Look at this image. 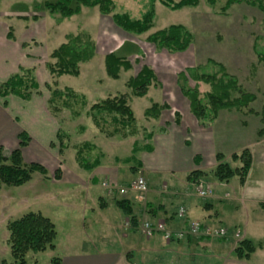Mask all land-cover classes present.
Instances as JSON below:
<instances>
[{
	"label": "rangeland",
	"instance_id": "374dc122",
	"mask_svg": "<svg viewBox=\"0 0 264 264\" xmlns=\"http://www.w3.org/2000/svg\"><path fill=\"white\" fill-rule=\"evenodd\" d=\"M43 1L45 0H0V62L2 65L5 64L0 72V82L14 73H20V75L33 77L38 84L37 91L27 100L13 95L0 97V108L9 114L10 126L17 128L18 135L22 131L25 132L26 145H32V137L40 129L43 134H48L49 139L42 140L48 144L50 150L52 149V155H46V160L41 163L46 168L45 174L35 171L31 179L20 186L3 185L0 188V261L11 260L7 223L30 211L40 212L49 217L55 225L56 236L53 249L27 252L25 258L29 263L50 264V259L64 252L68 236L76 239L78 237L85 239L87 234L90 237L93 236L95 230H84L79 223L81 214L78 216V211L70 209L76 204L75 201L86 193L83 190L87 188L84 184L88 181L86 176L89 173L78 165L75 159L76 148L83 143L91 144L95 148L91 149L89 154L98 153L101 160V152L92 143V134L98 132L105 138L108 137L102 134L94 124L93 116L96 113L89 111L93 103L107 97L125 95L134 116V121L129 127L135 130V134L125 136L119 134L125 132L123 129V132L118 131V134L114 136L119 139L131 137L133 149L136 142L146 143L148 141L144 138L146 134H154L161 130L162 125L174 116L173 113L181 109L180 104L174 103V92L178 90L177 74L185 68L204 65L208 59L223 65L228 74L236 77L244 91L256 97L250 105L252 112H247L246 109L242 112L221 110L215 120L210 123L216 131H221L223 134L227 131V136L222 139L224 142L221 143L222 140H219V144H215L217 148L223 150L217 153L223 154L222 160L234 167L238 162L232 161L231 154L248 147L255 155V163L258 166L264 164V133L259 137L257 135V130L262 127L258 114L264 105V68L254 53V45L264 46L262 37L264 15L256 6L239 3L222 11L224 0H219L214 5H209L206 0H199L198 5L194 7H183L173 11L156 2L155 18L151 29L136 35L118 28L110 15H102L96 7L82 8L78 14L58 21L57 15L49 13L43 4L40 5ZM113 1L116 4V11H127L133 17L139 16L147 2V0ZM171 24H181L193 34L192 44L186 51L169 53L158 50L147 42L148 34ZM79 32H86L93 39L96 44L95 56L79 65L77 76H51L47 68L48 64L54 61L50 55L51 51L65 41L67 34ZM9 33L13 38L8 37ZM110 52L125 57L131 64L130 69L120 70L116 79L108 76L105 70L104 56ZM143 65L153 69L157 81L149 86L144 96L138 97L133 95L130 88L126 86V82ZM189 84L194 85L192 81ZM199 88L205 92L209 86L200 82ZM55 91L63 94L61 97L63 100L55 98L54 103L58 102L60 106L58 111H54L52 104L49 103ZM68 92H72L74 96L66 97L65 94ZM232 96H237V92H232ZM60 101H64L65 106H61ZM82 101L85 102L84 105ZM151 102L158 105L164 103L167 107L159 110L157 117L147 116L145 111L150 108ZM171 102L173 104L169 106L168 103ZM95 116L100 118L97 114ZM105 120L111 122L112 118L107 117ZM56 131H60L67 137L68 146L61 154L58 153L59 141L55 138ZM5 143L2 146L3 152L8 155L16 146L13 148L10 142ZM33 160L35 156L27 147L24 151V161L29 163ZM61 164L65 171L60 169ZM131 164L132 162L128 164L118 162L117 165L127 178L134 179L137 177L134 176L136 172L129 173L128 170ZM71 168L76 173L85 175V179L79 178L78 181L74 179L76 182H70L73 172ZM131 169L136 168L132 166ZM212 170L213 168L203 171L204 175L191 188L192 197L198 200L196 202L198 206H201L210 195L209 183L216 180ZM129 182L122 186L125 187ZM233 183L237 184L235 176L230 180V184ZM87 186H89L88 192L93 197L88 207L92 208L94 199L98 195L95 186L89 182ZM201 190L207 191L208 195L202 197L199 193ZM112 191L118 192L117 189ZM118 194L120 197L125 196ZM242 207L235 215L231 209H226L223 216L224 222L217 221L215 225L217 229L225 228L226 236L233 234L236 239L235 244L243 238L240 237L237 228L229 229L225 226L232 221L233 216L237 219L239 215L249 212L248 209L254 208L255 215L261 214L264 218V211L260 210L257 203L249 201L242 203ZM248 228L251 232L249 238L253 242L256 243L264 238V223L252 222L249 223ZM86 229L89 228L86 227ZM230 230H232L231 233ZM201 234L203 233L189 235L195 238V244L200 246H194L193 255L200 256V252L207 249L205 245L199 244L201 238L204 240L212 237L220 239L221 243L225 242L222 239L226 238L214 234L204 233L203 236ZM192 247L193 245H186L182 253L192 254ZM257 250L252 254L248 264H264V254ZM227 251V255L222 253L223 257H235L230 245ZM191 257L194 256H190L189 260H193ZM200 261V264H205L202 260ZM213 261L216 262V259L214 258Z\"/></svg>",
	"mask_w": 264,
	"mask_h": 264
},
{
	"label": "crops",
	"instance_id": "0c3cea01",
	"mask_svg": "<svg viewBox=\"0 0 264 264\" xmlns=\"http://www.w3.org/2000/svg\"><path fill=\"white\" fill-rule=\"evenodd\" d=\"M4 67L5 64L2 65L0 62V72ZM5 73L10 74L8 71ZM175 102L176 105H181V109L175 112L178 121L173 113L174 116L162 125V129L153 134L152 150L137 153L139 163L136 166L131 164L136 169H131L132 166H129V173L136 172L134 176L141 175L146 180L147 192L142 200L134 192H128L120 197L119 192L112 191L133 179L127 178L117 165L118 162H122V159L131 155L133 139L131 137L119 139L116 136L105 138L98 132L92 134V143L102 156L96 167L90 170L83 169L89 171L86 176L88 181L84 185L88 188L89 182L95 186L98 197L94 199L92 208H89L88 205L93 197L85 188L83 191L86 193L84 192L85 194L76 200V204L70 209L78 211V216L81 214L79 223L84 230L96 232L93 231L91 237L87 234L85 239L68 236L64 252L58 256L61 264H200V260L205 264H248L252 255L248 260L223 257V252L225 255L228 254L229 245L231 250L236 245L233 234L222 239L225 241L223 243L220 239L207 236L204 240L201 238L203 241L199 239V244L205 245L207 249L205 251L201 249L202 253L200 252V256H197V254L193 255L194 246L198 245L195 244V238L187 236L185 240L181 239L182 241H165L158 233L145 237L140 232V225L145 220L162 221L172 230L186 227L190 221H198L203 229L212 230L216 228L217 221L224 222L223 216L226 209H231L235 215L243 208L242 203L251 201L257 203L260 208L259 203L264 202V164L258 166L255 163V155L252 153L253 164L243 186L239 185L238 180L237 184L215 180L209 183L210 195L206 201L201 206L196 204L198 200L194 199L191 193V188L195 184L190 182L187 176L195 169L206 171V169L214 168L215 155L222 150L215 144H219V140L227 136V131L223 134L221 131L214 130L212 124L200 125L190 113L188 101L179 89L174 92ZM172 104V102L168 103L169 106ZM10 122L9 114L0 108V146L7 141L14 148L18 144V130L10 126ZM42 139H49L48 134H43L39 129V132L32 137V145L28 144L21 149L23 160L27 147L35 156L33 161L38 163H43L46 155H52V149L50 150L48 144ZM48 161L51 163L50 159ZM60 169L65 171L63 164ZM71 170L73 179L70 177V182H76L74 179L77 181L85 179V175L76 173L72 168ZM81 182L84 181L81 180ZM121 198L130 202L138 220L136 227L129 223L128 217L124 216L114 203L116 199ZM180 208L184 209L182 216L178 213ZM247 211L239 215L237 219L233 216L232 221L225 226L229 229L237 228L240 237L250 239L249 223L261 224L264 223V218L261 214L255 215L254 208ZM186 245H193L192 254L182 253ZM257 251L264 254V249ZM190 256L195 258L191 257L193 260H189ZM214 258L216 262L213 261Z\"/></svg>",
	"mask_w": 264,
	"mask_h": 264
},
{
	"label": "trees",
	"instance_id": "16d2710c",
	"mask_svg": "<svg viewBox=\"0 0 264 264\" xmlns=\"http://www.w3.org/2000/svg\"><path fill=\"white\" fill-rule=\"evenodd\" d=\"M217 1L219 0H206L209 5H214ZM156 2L174 11L183 7H194L198 5L199 0H147L138 17L131 16L127 11H116V4L113 0H45L40 5L43 4L49 13L57 15L58 21L78 14L82 8L96 7L102 15H110L113 23L124 32L139 35L151 29L155 18ZM239 3L256 6L264 15V0H224L222 11H226L231 5ZM9 35L10 33L8 37L13 38ZM262 37L264 38V31ZM146 40L158 50L181 53L186 51L192 44L193 34L181 24H171L151 32ZM254 53L264 68V46L254 45ZM95 54L96 44L88 33H70L65 36L64 42L51 51L50 55L54 61L49 63L47 68L50 75L54 77L60 75L77 76L79 65L91 60ZM104 65L107 75L113 79L118 77L120 70H127L131 67L130 62L125 57L114 52L107 53L104 56ZM156 81L157 76L153 69L143 65L134 76L127 80L126 86L130 88L133 95L142 97L148 91L149 86ZM190 81L194 85H190ZM200 82L208 85L209 89L202 92L199 88ZM176 84L180 93L188 101L190 113L202 126L210 125L221 110L242 112L246 109L247 112L253 111L250 105L255 100V95L244 91L236 77L228 74L223 65L213 60L208 59L204 65L185 68L177 74ZM37 88L38 84L33 77L14 73L0 82V97L5 98L13 95L27 100L37 91ZM232 92H237V96L233 97ZM62 95L61 92L55 91L50 97L49 103L52 104L54 111H58L57 109L60 107L58 102L56 104L54 102L56 99L63 100ZM65 96L72 97L74 94L68 92ZM60 102L61 106H65L64 101ZM81 103L85 104L84 101ZM165 107L167 106L164 103L158 105L151 102V106L145 111V114L157 117L159 110ZM89 111L95 112L100 117L96 118V114H94V124L105 136H114L123 129L125 132L122 131L123 133L119 134L124 136L135 134V130L129 127L134 121V116L125 95H116L99 100L90 106ZM258 115L262 123V127L257 130L259 137L264 133V105ZM175 116L176 121H178L177 114ZM107 117H111L112 121L105 120ZM152 136V133L146 134L144 138L148 141L144 144L136 142L131 156L123 159L122 162H132L136 166L139 163L136 154L140 151L152 150V145L149 142ZM24 138L25 132L22 131L18 135L17 146L8 155L3 152V147L0 146V188L3 185L20 186L29 181L35 171L42 174L46 173V168L41 163L35 161L26 163L23 160L21 149L27 144ZM55 138L59 141L58 153L61 154L68 146L67 137L61 134L60 131H56ZM94 148L93 145L88 143H83L76 148L75 159L82 169L90 170L100 163L98 153L96 155L89 154V151ZM222 159L223 154L216 153V165L212 170L213 177L219 182H229L235 176L239 185L243 186L252 167L250 149L245 147L231 154L232 161L238 162L234 167ZM202 175H204L202 170L195 169L187 177L190 182L196 184ZM114 203L124 216L128 217L129 223L136 227L138 220L133 213L130 202L125 198H121L116 199ZM99 205L103 207L101 204ZM259 206L264 211V203H259ZM7 229L11 260H2L0 264H37L29 263L25 258L26 253L53 249L55 246V225L49 217L40 212L30 211L24 213L17 219L9 221ZM257 249H264V238L256 243L248 238H243L236 244L233 254L237 259L248 260ZM50 264H61L60 258L50 259Z\"/></svg>",
	"mask_w": 264,
	"mask_h": 264
},
{
	"label": "built area",
	"instance_id": "2783aa9c",
	"mask_svg": "<svg viewBox=\"0 0 264 264\" xmlns=\"http://www.w3.org/2000/svg\"><path fill=\"white\" fill-rule=\"evenodd\" d=\"M121 195H125L128 192H134L137 194L138 198L142 200L144 198V194L147 192V183L143 176L138 175L136 178L131 180L125 187H117L116 188ZM202 197L208 195L207 191L201 190L199 191ZM179 216H182L184 213V209L180 208ZM202 225L198 221H190L186 227H183L178 230H172L166 227L165 223L162 221H143L140 225V232L145 237H151L154 234L158 233L162 236L165 241H174L181 240L187 236L197 235L200 233L205 234H214L216 236L225 237L227 230L223 227L208 230H203Z\"/></svg>",
	"mask_w": 264,
	"mask_h": 264
}]
</instances>
